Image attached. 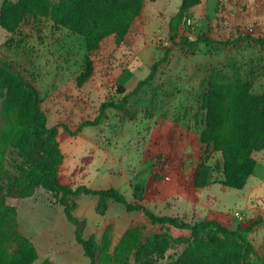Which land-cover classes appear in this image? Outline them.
Listing matches in <instances>:
<instances>
[{"label":"rangeland","instance_id":"1","mask_svg":"<svg viewBox=\"0 0 264 264\" xmlns=\"http://www.w3.org/2000/svg\"><path fill=\"white\" fill-rule=\"evenodd\" d=\"M180 3L145 1L121 42L110 35L93 51L86 50L81 36L49 18L26 16L14 32L0 27V60L34 84L47 125H59L61 183L115 187L128 201L187 222L216 218L235 228L261 219L248 237L264 258V149L252 153L255 167L241 189L221 183L222 159L216 151L209 153L207 184L194 185L196 166L204 156L198 136L205 122L201 99L209 81L240 78L250 84L251 92H264V46L236 39L243 34L264 36V0H201L189 10V21L179 26L173 43L168 24ZM198 34L215 42L200 43L194 50L180 43L181 37ZM167 46V59L132 94ZM87 58L93 72L78 85L76 76ZM127 93L125 108L105 109L99 124L86 125L76 135L63 128L65 124L75 129L98 114L102 101H119ZM7 168L13 171L11 165ZM5 200L16 210L20 237L36 248L32 264H89L75 240L74 225L52 192L37 187L31 196L8 194ZM75 202L73 215L84 222L82 237L91 239L99 253L107 231L111 257L132 226H141L143 237L155 232L190 237L187 230L152 224L141 211L127 212L112 200L105 201L102 211L95 195L81 193ZM185 245H171L162 261L175 259Z\"/></svg>","mask_w":264,"mask_h":264},{"label":"trees","instance_id":"2","mask_svg":"<svg viewBox=\"0 0 264 264\" xmlns=\"http://www.w3.org/2000/svg\"><path fill=\"white\" fill-rule=\"evenodd\" d=\"M145 1L154 0H3L0 6V27L14 32L26 16L47 17L55 25L78 34L87 51L98 49L101 41L112 35L117 43L126 35ZM201 0H181L178 10L169 20L170 40L175 43L178 28L189 21V10ZM240 41L264 46V36L243 34ZM215 42L206 34L195 38L181 37L180 43L194 50L198 44ZM230 43L231 40H226ZM170 46L155 61L149 73L138 80L132 94L153 78L158 65L167 59ZM93 72L87 58L76 76L81 85ZM120 92L123 88L118 86ZM121 100L102 101L93 119L82 120L75 129L63 124L71 135L86 125L101 122L107 108L124 109L129 95ZM0 264H32L37 251L31 240L20 237L17 231L16 210L5 198L8 194L31 196L35 188L52 192L62 206L66 219L71 222L74 237L89 258V264H264V258L253 248L249 233L262 221L252 220L230 228L216 218L187 222L178 216L160 215L149 207L128 201L115 187L92 189L85 185L71 187L59 180V165L63 153L57 134L59 125H47V117L40 106L39 93L34 84L25 79L11 64L0 60ZM205 111L204 127L198 141L205 147L194 174V185L207 184L210 152H220L221 183L241 189L252 174L255 158L252 153L264 149V92L253 93L250 84L240 78L211 80L201 99ZM11 165L13 171L7 168ZM91 194L98 198V209H104L106 200L118 202L125 211H141L152 224L169 225L190 232L189 238L172 237L155 232L143 237L141 226L129 227L115 247L113 256L108 252L107 231L102 236L99 253L92 240L82 237L84 222L73 215L75 197ZM185 243L182 252L173 260L163 262L166 250L174 244Z\"/></svg>","mask_w":264,"mask_h":264}]
</instances>
